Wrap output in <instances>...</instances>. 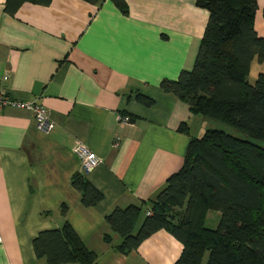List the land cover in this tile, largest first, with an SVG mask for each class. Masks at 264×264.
<instances>
[{
    "label": "crops",
    "instance_id": "obj_1",
    "mask_svg": "<svg viewBox=\"0 0 264 264\" xmlns=\"http://www.w3.org/2000/svg\"><path fill=\"white\" fill-rule=\"evenodd\" d=\"M124 2L126 14L111 0H51L10 15L0 0V87L14 101L45 107L52 124L45 132L29 110L0 109V264H45L32 240L65 222L98 264H174L182 252L160 230L123 255L104 218L153 201L182 166L190 139L208 128L159 87L192 68L208 12L195 0ZM256 3L254 29L264 37V0ZM122 116L131 123H120ZM78 145L100 160L86 174ZM76 173L101 194L97 204L82 205L71 185Z\"/></svg>",
    "mask_w": 264,
    "mask_h": 264
},
{
    "label": "trees",
    "instance_id": "obj_2",
    "mask_svg": "<svg viewBox=\"0 0 264 264\" xmlns=\"http://www.w3.org/2000/svg\"><path fill=\"white\" fill-rule=\"evenodd\" d=\"M81 1L99 5L103 0ZM111 1L127 13L124 0ZM50 2L5 0L4 11L12 15L24 3ZM195 6L208 12V21L193 66L159 87L193 115L240 135L207 128L190 139L182 166L153 201L116 207L104 220L120 237L114 249L123 255L164 230L182 244L174 264H264V72L248 81L252 63H264V37L254 29L257 3L195 0ZM137 100L152 103L139 95ZM179 130L188 133L186 124ZM71 185L85 207L102 198L83 174H74ZM209 212L219 213L214 229L204 226ZM104 240L109 242L107 236ZM32 248L45 264H98L67 222L38 233Z\"/></svg>",
    "mask_w": 264,
    "mask_h": 264
},
{
    "label": "built area",
    "instance_id": "obj_3",
    "mask_svg": "<svg viewBox=\"0 0 264 264\" xmlns=\"http://www.w3.org/2000/svg\"><path fill=\"white\" fill-rule=\"evenodd\" d=\"M7 79V77L3 78L4 81ZM8 106L29 110L32 114L36 127L39 130L47 132L52 128V124L49 120V112L45 107L35 103L14 101L7 97L4 90H2L0 87V109ZM119 122L122 124H130L131 119L129 116H122L119 117ZM74 153L80 159L81 170L83 174L90 172L100 163L98 157L93 152L89 151L85 146H76L74 148Z\"/></svg>",
    "mask_w": 264,
    "mask_h": 264
},
{
    "label": "rangeland",
    "instance_id": "obj_4",
    "mask_svg": "<svg viewBox=\"0 0 264 264\" xmlns=\"http://www.w3.org/2000/svg\"><path fill=\"white\" fill-rule=\"evenodd\" d=\"M263 70H264V63H263V65H261V64H258L256 62H253L252 63V67H251V71H250V74H249V80H251V82L253 83V81L256 78V75L258 74V72H262ZM208 124H209L208 128L220 129V130L226 131V132L231 133V134L236 135V136L240 135L239 133L235 132L234 130H232V129L228 128V127H225V126H223L221 124L212 123V122H210ZM218 221H219V213L209 212L206 215L204 226L206 228H209V229H214L216 227Z\"/></svg>",
    "mask_w": 264,
    "mask_h": 264
}]
</instances>
